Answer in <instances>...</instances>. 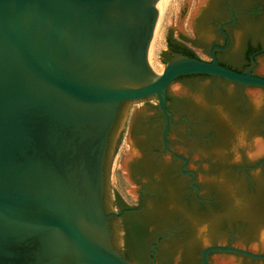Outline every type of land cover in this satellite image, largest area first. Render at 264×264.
<instances>
[{"label":"water","instance_id":"water-1","mask_svg":"<svg viewBox=\"0 0 264 264\" xmlns=\"http://www.w3.org/2000/svg\"><path fill=\"white\" fill-rule=\"evenodd\" d=\"M188 3L184 0L175 26H168L165 41L173 29L185 34L181 23ZM158 8L159 0H0V264H133L119 250L121 233L111 229L109 217L123 211L131 216L137 208L105 212L112 141L124 128L129 105L154 100L165 118L164 148L187 161L166 141L165 105L167 86L177 76L195 73L214 75L202 81L213 79L231 89L254 86L244 87L240 110L226 112L227 119L206 140L215 151L194 157L203 160L196 166L199 183L213 184L219 199L232 201H218L221 218H238L241 228L233 246L210 245L202 251L201 262L210 264L206 254L214 251L212 264H264L259 259L264 258L260 167L246 170L241 166L255 160L244 157L231 165L217 155L231 146L238 130L249 138L263 136L264 113H253L248 97L264 92V76L177 50H168V55L161 51V62L169 57L156 74L147 49ZM193 10L187 20L190 29ZM257 72L264 74V66ZM123 101L128 103L119 110ZM126 141L130 153L123 156L121 170L131 184L125 164L137 150L128 131ZM146 150L141 149L143 156ZM250 150L260 157L264 143L250 145ZM156 173L160 177L162 170L156 167ZM247 174L253 177L251 189L242 186L241 177ZM126 189L135 195V187ZM234 193L240 194V204L234 202ZM219 219L211 218L207 225L213 228ZM205 222L195 221L197 237ZM236 224L227 222L225 227L230 231ZM207 244L208 238L201 242L199 237L192 246L175 243L171 264H176L177 253L181 263L185 254Z\"/></svg>","mask_w":264,"mask_h":264},{"label":"flooded vegetation","instance_id":"flooded-vegetation-1","mask_svg":"<svg viewBox=\"0 0 264 264\" xmlns=\"http://www.w3.org/2000/svg\"><path fill=\"white\" fill-rule=\"evenodd\" d=\"M190 27L191 34L178 32L177 35H167L166 55L169 54L168 50L184 51L189 44L204 55L205 60H216L229 68L251 70L264 76L257 72L259 66H264V0H200L193 10ZM194 53L204 59L197 52ZM168 57L163 59V63ZM206 76L214 75L184 74L177 76L167 86L165 107L168 110L169 127L166 141L174 152L186 157L187 161L175 157L164 148L162 132L165 118L156 101L144 100L138 108H133L134 104L129 105L128 109L133 112L130 124L125 120L124 128L112 141L114 157L125 129L139 154L125 164L126 174L136 188L134 202L128 204L114 188H110L109 196L105 198V212L119 213L128 207L137 208L131 210L135 212L131 216L125 214L130 211H123L118 216L109 217L111 229L115 227L121 233L119 250L133 264H171L170 255L175 243L182 241L192 246L198 242L193 228L197 220L208 223L209 219L220 217L215 227L208 226V244L194 250L192 255L185 254L180 264H203L201 253L206 247L233 246L235 235L241 232L240 224H236L238 218H221L222 208L218 207V201L229 202L228 205L232 201L219 199L214 193L213 184L199 183L196 166L203 163V160L198 159L200 155L215 151V147L206 140L225 121L224 118L222 121L216 119L222 117L218 108H222L225 113L232 109L239 111L238 106L244 104V87L254 86L238 83V89H231L218 86L213 79L203 82ZM183 78L189 82L183 81ZM228 83L230 85L233 82L228 80ZM196 97H202V102L197 103ZM126 102H121L119 110ZM117 121L118 118L115 124ZM114 126L109 136V146ZM142 148L147 149L144 156ZM196 155L198 158H194ZM258 162L254 168L244 167ZM156 167L162 170L160 177ZM241 167L246 170L260 167L257 174L264 181V154L253 163ZM241 179L242 186L246 185L249 189L253 187L251 175L247 174ZM227 222H235L237 226L228 231L225 227ZM213 252L206 254L210 264Z\"/></svg>","mask_w":264,"mask_h":264},{"label":"clouds","instance_id":"clouds-1","mask_svg":"<svg viewBox=\"0 0 264 264\" xmlns=\"http://www.w3.org/2000/svg\"><path fill=\"white\" fill-rule=\"evenodd\" d=\"M231 92V89L228 90ZM196 102H202V97H196ZM248 104L253 113L259 114L264 113V92L254 93L249 95ZM221 116L227 119V114L223 111L222 108H218ZM257 143H264V136H254L249 138L245 130H238L234 136L233 142L228 149H220L217 152V155L222 158H227V162L231 165H239L242 162L244 157L249 161H254L259 158V153L253 152L250 150V145H255ZM137 155H139L137 153ZM234 202L240 204L242 198L239 193L233 194ZM198 237L201 242H206L207 234L209 228L207 223L201 224L197 229ZM260 239H264V229L261 230L259 234ZM181 255L177 253L175 257L176 264H180Z\"/></svg>","mask_w":264,"mask_h":264},{"label":"rangeland","instance_id":"rangeland-1","mask_svg":"<svg viewBox=\"0 0 264 264\" xmlns=\"http://www.w3.org/2000/svg\"><path fill=\"white\" fill-rule=\"evenodd\" d=\"M198 1L199 0H189L184 19L182 20V23H181L185 35L191 34V29L187 25V20L189 19V16H190L189 13L194 9V7ZM183 4H184V0H171L164 7V9L160 15V24H161V28L163 31V41H162V44L159 46V48H157V50L155 52V57L157 59V62L159 61L158 63H160V65L162 67H163L164 63L160 61V55L159 54L161 53V51H164L166 48L165 36L167 34L168 26H175V21L177 20L179 9L181 8V6ZM172 34L177 35V30L173 29ZM188 47L190 49H192V51L197 52L198 55L201 56L202 58H204V59L206 58L204 55L199 53V51L197 49H195L194 47H192L191 45L188 44ZM128 108H129V106H128ZM133 108H134V106H133ZM131 114H132V110L128 109L127 116H126L127 123H129V121H130ZM119 148H120L119 150H122L124 152L121 155L120 154L115 155L112 159L111 166H110V175L108 177L110 188L112 186V183L113 182L115 183L114 180L112 182L111 177H110L112 172H114V173L116 171L121 172L122 158H123V156H127L130 153L129 143L127 141H124V139H122ZM122 173H124L123 170H122ZM123 198H124V201H126L128 204H132L134 202L135 195L130 194L128 192H126V193L123 192Z\"/></svg>","mask_w":264,"mask_h":264},{"label":"bare ground","instance_id":"bare-ground-1","mask_svg":"<svg viewBox=\"0 0 264 264\" xmlns=\"http://www.w3.org/2000/svg\"><path fill=\"white\" fill-rule=\"evenodd\" d=\"M171 0H159V8H158V17L156 24L154 26L152 36L148 45L147 49V61L149 63L150 68L156 73L159 74L162 70V66L160 63L157 62L155 57V52L157 48L162 44L163 41V31L160 24V15L164 9V7L170 2Z\"/></svg>","mask_w":264,"mask_h":264},{"label":"crops","instance_id":"crops-1","mask_svg":"<svg viewBox=\"0 0 264 264\" xmlns=\"http://www.w3.org/2000/svg\"><path fill=\"white\" fill-rule=\"evenodd\" d=\"M144 101V100H143ZM143 101H140V102H138V103H136V104H134L133 106H134V108L135 107H139L140 106V104L143 102ZM150 101V100H149ZM152 101V100H151ZM154 101V100H153ZM126 136H127V130H125L124 129V132H123V136H122V139H124V141H126ZM122 141V140H121ZM121 143V142H120ZM120 144H119V146L117 147V149H116V152H115V155H117V154H123V152L124 151H122V150H119L120 148ZM114 155V156H115ZM118 168V167H117ZM114 171V170H113ZM111 180H112V182H113V180L115 181V183L113 182L112 183V186H111V188H114L122 197H123V192H128L127 191V189H126V187H134V186H132V184H130L126 179H125V177H124V173H122V170H121V172H119V171H116L115 173L114 172H112V174H111ZM128 184V185H127ZM129 193V192H128Z\"/></svg>","mask_w":264,"mask_h":264},{"label":"trees","instance_id":"trees-1","mask_svg":"<svg viewBox=\"0 0 264 264\" xmlns=\"http://www.w3.org/2000/svg\"><path fill=\"white\" fill-rule=\"evenodd\" d=\"M182 52L189 55V56H196L195 53L188 47H185V50Z\"/></svg>","mask_w":264,"mask_h":264}]
</instances>
